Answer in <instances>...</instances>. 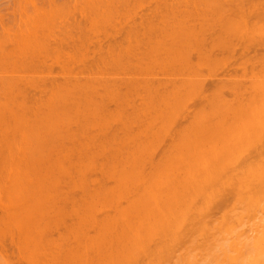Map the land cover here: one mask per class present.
Segmentation results:
<instances>
[{
  "label": "rangeland",
  "instance_id": "374dc122",
  "mask_svg": "<svg viewBox=\"0 0 264 264\" xmlns=\"http://www.w3.org/2000/svg\"><path fill=\"white\" fill-rule=\"evenodd\" d=\"M131 10L133 11L131 13L135 12L136 14H138V48L136 47V41H133L131 43L126 37H124L126 34V28H129V26L127 25L125 27V25L122 24L124 25V28L120 27L122 25H119V29L122 28V30H119L117 28L118 25L117 27L115 25H99L98 28H100L101 30H95L97 29L96 27H89L88 29V24H86V33H84V39H78L76 40V42H78L74 44L78 46L80 45L79 47L85 49V52L86 48H88V54L87 52L83 53L85 54L84 56H86V54L88 55V58L85 57L86 59H88L86 60V64H88L86 65V68L88 69L83 66L84 63H82L83 60L80 56L78 57L79 59L76 58L75 60H72L70 62V67L72 68V73L74 74V82H77V85L81 83L79 85L80 87L83 85L82 88H80L79 86L78 89L76 88L75 93L77 95L75 96V98L79 97L78 99H80L81 101H78L76 99L78 103L82 102L85 105V113L87 110L86 114H88V117H85L86 120H84L86 122V129H84L86 131L84 135L86 136V138H89V143L91 142V152H95L98 147H100L98 152L96 151L95 153V155H100L101 149H104V147L111 150L113 146H120L117 141H120V138H126L123 137L125 132L128 133V131H132V135L130 134L128 135L129 137L127 136V140L131 143L133 141L135 142V140L137 139L136 134H138V139L136 140V142L138 141V190L140 191L138 197H141L142 200L140 202V200L138 199L140 206L142 205L141 207H138V210H141V212L138 211V216H140L138 218L142 222L141 227L143 231L141 233L143 235L141 234L142 237L139 238L140 243L138 242V249L135 245H133L132 249L134 250V248H136L135 250H138L136 253L139 254L134 255L135 252L131 249L132 246L128 245L131 251L124 248L125 250L123 249V253H127L126 250H129L128 252L130 253H127L125 255L129 256L131 252H133V256L131 255L126 259V256L121 253V246L123 245L119 246V248L117 246H114L116 245L115 242L119 241H117V238L119 237L116 236V232L118 231V229L121 230V228H118L117 231L114 228L113 231L116 232H109L112 226L108 225V227L105 228L103 226L106 225L102 224L101 228V224L98 225L99 223H97V226H95V222L92 223L93 225L88 222V226H85L87 225L86 223L82 224V227L80 225H78L80 227H75L74 224H70L72 223L71 218L74 217H67L69 222L67 220L68 224L66 225H52L53 227L49 226L47 228L32 229L27 231V233L26 231L22 230L24 234L22 232L17 233L16 231H13L11 235H13L14 238L21 236L23 237V239L35 238L36 241H38L42 237L43 240L46 241L47 239H50L49 242H53V244H50L51 248H49V246L47 245H44V250L40 248L41 246H39L38 244L36 245V243L38 242H35L36 246H22L20 248L14 242L10 243L11 238L10 236H7L5 244L0 243V249L4 252L3 254V252H1L0 250V264H40L41 261H44L47 258L54 261L55 256L62 257L65 252V256L68 255V253H71L70 255H68V260H66V257L63 259L67 261L66 264H69V261L71 259V264H109V262L111 264V260L113 259H115V263L113 262L112 264H138L140 262V264H143L147 263L146 261L149 259V262H152L151 260H153V262H155L156 264H212L214 262L212 260L213 257L210 256L211 250H209L208 252V248L206 247L207 243L208 245L210 244L211 232L214 235V229H217V226L221 225L215 224V219H220L224 213L230 215L229 213L233 210L231 212V215L233 213V215L236 216H232V220L235 223L236 228L241 225L240 223L243 220L244 221L242 222V224H244L245 222V224L248 223L249 226L255 224L257 229H260L263 226H261V224L258 222L261 221V219L262 221H264V201L261 199L263 198L261 194H264V191H261V189L264 190V172L262 171V169L264 170V117H259V114L261 116V113L258 114V117H252L251 114V117H246V114L244 113L246 111L245 108L242 109L245 117H234L233 111L235 108L237 109V107L241 108L240 104H242L243 107H246L247 115H249L250 110L248 108L254 107L255 104L257 105L255 107H263H260V104L264 102V0H138V7H136L135 5ZM260 13H262L263 15ZM195 28H199L200 30H195ZM198 33L200 34V36H198ZM107 35L110 36L108 37ZM112 35H115L117 40H115V37L113 38ZM69 40L70 39H68L67 44H65L64 46H70L71 44H73V42L70 41V43ZM115 41H117V43H115ZM118 43H120L121 45ZM257 43L258 45H256ZM112 44H115V48H118L116 45H120V49L118 48L119 51L117 50V52L115 49L117 53L114 54V50L111 49L110 51H112V54L108 52L104 55V53L101 52L100 48H102V50L105 52L108 49L107 46ZM121 46H123L122 49ZM70 47H72V45ZM100 54L102 55L101 59H99V57H101ZM210 56H212V58ZM60 66V63L55 62L52 57L48 59L44 72L46 73L45 78L47 77V84H49V81L53 78V76H62V74H60V72L62 71L60 70ZM57 68H59L60 71ZM80 68L81 70H79ZM62 79L63 77L60 80ZM222 82L223 86L221 85ZM29 90L34 91V89ZM36 90L30 95H33L34 93H37L38 95L39 92H37ZM47 93L49 94V91L46 92V95ZM220 93H223L225 97L223 95L221 96ZM218 95L221 97H219ZM252 100H254L252 102L253 104L255 103L254 106L250 104L251 106L249 105L250 107H247V105L251 103ZM217 101L220 102L218 103ZM247 101L250 102L248 103ZM224 105H226L227 108ZM224 109L226 110V113L224 112ZM262 109L263 108H261L260 110L263 111ZM202 110L206 112V114L204 115L206 117L202 115ZM226 114L227 116H224ZM125 121H129L128 124ZM122 122H124L125 125ZM124 126H127V128H129L128 131H126L127 128H124ZM127 133L125 134V136L127 135ZM133 134H135L136 139L133 137ZM228 135L230 136L228 137ZM130 136H132L135 140L133 138L131 139ZM225 137L226 139H228H224ZM129 138L132 141L129 140ZM91 140L94 141L95 145L92 144L93 141ZM113 140L114 142H117L118 145L116 143H113ZM127 140H122L123 143L126 142V144L124 143L123 146L125 145L126 147L124 146V148L127 149L128 147V149L130 150L129 147H131L133 144L129 143L130 146H127ZM122 142L120 143L121 146ZM111 143H113L114 145ZM229 143L231 146H229ZM103 145L105 146L103 147ZM119 148L122 149V147ZM121 149L120 153H124L128 150L122 149L125 150L123 152ZM115 150L112 149L111 151L113 152ZM104 151L102 152L103 154ZM107 152H109V150ZM107 152H105L107 156V158H104V160L107 159L105 161L110 163L113 162L112 164H115L114 162L116 161L120 163L118 159L121 158V154L116 160L114 157H117L119 153L115 151L116 156L115 154H112L115 161L113 159L112 161L110 157V159L108 158ZM110 152L108 153L109 155H111ZM99 155L96 156L99 160L101 158V160L99 161L98 159L95 160L92 158L94 163L102 162L103 158L99 157ZM208 160H210L212 163L210 161L208 162ZM98 164L100 165V163ZM112 164L109 166H113ZM103 165L106 167V170H108V168L110 169V167L107 166L108 164L106 162H104ZM227 166L229 167L227 168ZM230 167L232 169V172H229ZM239 169L240 171H237ZM260 171H262V174L260 175L263 176H259L261 177V179L258 177ZM246 173L248 176L245 175ZM146 180L150 183H146ZM253 181L256 184L253 183ZM250 185L252 186L250 187ZM256 185L257 187H255ZM240 187H242L241 190L243 192L240 190ZM244 187H248L246 189L247 191H249L247 192ZM253 191H257L256 194ZM150 195L152 196L150 197ZM225 195L226 198H224ZM173 197H175L176 202L173 201ZM251 197L255 200H250ZM178 198L184 201L186 199L188 201L187 204H183L182 200L181 204L180 200L178 201ZM171 199H173L172 202H170ZM143 200L144 202L145 200H147L144 207ZM173 202L175 204L177 202L178 204L180 203V208L178 207V204L172 205L174 204ZM245 202H247V204H249L250 207L253 208L254 211H250L253 215H244V213H247L246 210H248L245 209L247 208V204ZM222 203H225L226 205H220ZM170 204L172 206H176L173 207V209H175L174 212L178 210L175 213L176 215H180V219L177 216L179 222L177 221L178 223L175 228L173 227L175 226L174 221H172L173 223L170 221V219L174 220L175 216L173 215L175 214L174 212H169L171 210L173 211ZM146 205L154 207V210L150 213L152 216H150V218L145 217L149 215L146 212H148L149 210L147 209L150 208H147ZM245 205L246 207H242ZM221 206L224 207L222 208ZM169 207L171 208L170 210H168ZM166 208L168 211L166 210ZM221 208L224 212L221 211ZM217 209H219L221 212H219ZM243 209H245L246 212L243 211ZM259 210H262L260 212V216L258 215ZM144 212L145 216L143 214ZM162 212L166 217L161 214ZM166 212H169L173 215L172 216L170 214L172 218L169 217V220V214L167 215ZM213 212L215 213V215ZM254 212L258 214L255 213L254 215ZM156 215H162L161 219L162 217L167 218L165 219L167 220V225L172 223V226L169 225L170 227H166L163 222L164 220L162 221L158 218H155L154 223V216ZM218 215H220V218L216 217ZM228 215L227 217L224 215L225 218L222 217L223 219L221 218V222L223 223L220 226L222 230H219V234L222 231H228L227 228L230 225V221H232ZM101 217L99 216L100 219ZM190 219L191 221H189ZM157 221L159 222L158 224H160V222L162 221L160 225H164H162L163 227H160V229L158 230L159 232L153 229L152 233L151 228H157L155 227L157 225ZM168 221H170L171 223ZM196 221L198 222L197 224ZM152 222L154 223V225L152 224ZM233 224L232 226L234 227ZM236 224H238L239 226ZM114 226H116L117 228L118 224H114ZM232 226L230 225V227ZM99 227L102 229L103 234L104 232L109 230V236L107 235V233H105L104 235H101V232L98 233ZM183 228L187 230H183ZM101 229L99 230L101 231ZM218 229L217 231H215V233L218 232ZM120 230L118 231V233L120 232ZM230 230L231 228L229 229V231ZM232 230L231 232L233 233ZM175 231H177V233H175ZM181 231L183 232V234L180 237ZM202 232H204L203 235H201ZM114 233H116V241H114L115 239H113L115 238ZM223 233L224 232H222V234ZM121 234L123 235L124 232ZM185 234H189V236L187 235L188 237H186ZM165 235H170L171 237L173 235V241L172 239L169 240L171 237L167 240L168 244L169 241L173 243L172 246L170 244H166L167 242L164 241ZM191 235L192 237H190ZM221 235L218 237H221ZM100 236L102 241L105 237L106 239L108 238V241H110V237H112V240L114 241L113 246L117 247L118 250L121 251L118 252L123 254L124 258L123 256H121V254L116 253V255H118L116 260V258H114L115 254H110L111 249H115L112 246L113 243L110 245V242H107L109 246L113 248L108 247V244L106 242L104 243H106L107 246L105 244H102L103 248L101 246L99 248V245H101L99 243L98 247L95 243V245H89L91 243L88 244L89 246L87 245V241H91V238L89 237H95L97 238L95 239V241H97L100 239ZM103 236L104 238H102ZM217 236L216 238L214 236V238L218 243L219 238ZM224 236H226L225 233ZM81 237L82 240H79V238L81 239ZM87 237L90 239V241L87 240L85 244L88 246L87 248H89L87 250L86 247H83L85 246V242L82 244L83 246H81V243H78L77 245V242L73 241L79 240L83 242L85 238L88 239ZM122 237L126 238L124 235ZM122 237H120V239ZM51 239L54 240L51 241ZM61 239H63V242H65L64 244L62 242V244L59 243V240ZM56 240H58L59 242H56L55 244L54 241ZM112 240L111 242H113ZM71 241H73L74 243ZM92 241H94V239ZM68 242L71 244V247H74V249H71L70 246L66 245ZM58 243L61 244L63 248L61 246L60 247L62 249L59 248ZM69 243L68 245H70ZM215 244L216 242L214 243V248ZM30 245H32V242L30 243ZM117 245H120V243H118ZM182 245L183 247H181ZM185 245L187 248L185 247ZM46 246L48 247L47 249L49 252L45 249ZM66 246L69 248V250ZM93 246L96 247L93 248ZM178 246L180 248H178ZM204 247L206 248L207 253H205L206 251L203 249ZM16 248L18 249L16 250ZM106 249L110 251V253L108 252L109 254L105 252ZM172 250L173 252H171ZM114 251L116 252L117 249ZM178 253L181 255H179ZM208 253L209 255L207 256L206 254ZM59 254H61L62 256ZM19 256L21 257L19 258ZM192 256H194L195 259ZM60 257L58 258L59 260H61L60 264H63ZM189 258L190 260L187 261V259ZM175 259H177V261H175ZM207 261L210 262L207 263Z\"/></svg>",
  "mask_w": 264,
  "mask_h": 264
},
{
  "label": "bare ground",
  "instance_id": "6f19581e",
  "mask_svg": "<svg viewBox=\"0 0 264 264\" xmlns=\"http://www.w3.org/2000/svg\"><path fill=\"white\" fill-rule=\"evenodd\" d=\"M216 4H217V2H216ZM135 5H136V7H138V0H0V243L1 244H5V240L7 239L6 237L10 236V238H11L10 243L14 242L20 248L22 246H26V247L27 246L28 247L29 246H36L37 244L39 246H41L40 248H42V249H43L44 245H47V246H49V248H51L50 244L51 243L53 244V242H49L50 239H47V241L49 242L48 243L46 240H43L42 237L38 241H36L35 238H34L35 240L34 239H28V238L23 239V237L18 236V234H17L18 237L14 238L13 235H11V233L13 231H16L17 233H21L22 230L26 231V233H27V231L32 230V229L47 228V227L52 226V225H57V226L66 225L69 222L67 217H69V218L74 217V218H71L72 223H70V224H74L75 227H77L78 225H80L82 227V224H86V223H87V225H85V226H88L89 223L92 224L95 222V226H97L96 224L99 223L98 225L101 224L100 225L101 228H102V224L106 225V226H103L105 228H107L108 225L112 226V228H111L112 231L110 229V231L108 230L109 232H116L118 228H121L122 232L120 229H118V231L120 230L121 233L124 232L123 235L126 237V238H123L122 237L123 235L120 232L118 233V231H117L116 236H118L119 238H117L115 236L116 233H114L115 238H113V239H115L114 241H116V238H117V241L118 240L119 241L115 242L116 245H114V241L112 240V237H110L111 238L110 241L107 240L109 238L108 237L109 233H108V231L105 230L106 232H104V234L107 233L108 236L105 235L106 237H108L107 239H106V237L104 238V236H103L102 238H104V240L102 241L101 236H100V239L99 238L98 239L101 241H99V240L95 241V239H97V238L89 237V238H91V241H90V239L87 237L88 239L85 238V240L82 242V241H79V240H82V237H81V239L79 238V240H76V241L73 240L74 242H77V245H78V243H81L80 245L83 246L82 244L85 242L84 243V245H85L86 241L89 240L90 242L87 241V245L89 243H91L89 245L97 244L96 246L98 247V245L101 244V245H99V248H100V246L103 248L102 244H105L107 246V244H108L107 242H110V245L113 243L112 246L114 245V246H117L118 248L121 245L125 246V247L121 246L122 252L119 251L117 247L113 246L115 249H113V250L111 249V253H110V251H108V249H109L108 247H110V248H113V247L109 246V244H108V247L105 246L106 248H108V249H106L107 251L105 250V252H107V253L109 252L111 255L115 254L114 258H116V260L118 257V255H116V253H119V252L123 253L124 248L130 250L129 246H132L131 247V249H132L133 245H135L136 248L138 249V247H139L138 242L140 241L139 238L142 237L141 232L143 231L142 227H141L142 222L138 218V217H140V216H138V211L141 212V210H138V207L140 206L138 199L140 200V202L142 201L141 197H138L139 192H140L138 190V141L136 142V140L138 139V134H136L137 139L135 137V134H133L134 135L133 137L136 140L132 136H130V138L131 139L133 138L135 140V142L134 141L132 143L129 142L127 140L129 137L128 135H130V134L132 135V131H128L129 128H127V126L126 127L124 126V128H127V130L126 129L125 130L128 131V133L125 132L123 137H126V138L125 139L120 138L121 139L120 141L122 142V140L123 141L127 140V143H128L127 146H130L129 143L133 144L131 147H129L130 150L128 149V147H127V149L129 151L126 148H124L125 145L123 146V144L124 143L126 144V142H124V143L122 142V146H121V144H120L121 142L117 141L120 145V146H117L119 151H118L117 147H114V146L112 149L113 150L117 149L115 151H117V153H119V154L117 155V157H114L112 154H115V151H113L114 152L113 153L111 151L112 149L111 150L106 149V147H104L105 145H103L104 149L103 148L101 149L100 155L96 154V155H99V157L103 158L102 162H95V163H97V164H95L93 159H95V160L98 159V157L95 155V153H96V151L98 152L100 147H98V149L95 152H91V144H90L91 142L89 143V141H90V140L88 141L89 138L88 137L86 138V136L84 135V133L86 131V130H84V129H86L85 128L86 122L84 120H86V118L88 117V114H86L87 110H86V113L84 112V110L86 109V107L84 108L85 105L82 102L78 103V101L80 100V99H78L79 97L75 98V96L77 95L75 93L76 88L78 89V86L81 83L78 82L79 84L77 85V82H74V74L72 73V68L70 67V62L72 60H75L76 58L79 59L78 58L79 56L83 60V62H82V63H84L83 66H85V68H86V65H88V64H86L87 63L86 60H88V59H86V58H88V55H87L88 54V52H87L88 48H86L87 54H86V56H84L85 54H83V53H86L85 49H83L82 47H79L80 45L78 46V45L74 44V43L78 42V41L76 42V40H78V39L80 40L82 38L84 39V33H86L85 32L86 31L85 30L86 24H88V29H89V27H91V28L96 27L97 29H95V30L100 29V28H98L99 25H101V26L102 25L103 26L115 25L116 27L118 25V27H117L118 29H119V25L124 24L125 27L127 25V26H129V28H126V30H125L126 34L124 33L125 34L124 37H126L131 43L133 41H136L137 42L136 47L138 48V19H137L138 14H136L135 12L131 13V12H133L131 9H133V7ZM260 14H262V13H260ZM261 23H262V21H261ZM124 25H122L120 27L124 28ZM120 29L122 30V28H120ZM195 30H200V29L195 28ZM99 31H97V32H99ZM193 31H194V28H193ZM247 31H248V29H247ZM201 34H202V32H201ZM116 35H117V33H116ZM107 36L109 37L110 35H107ZM112 36H113V38L115 37V40H117L115 35H112ZM198 36H200V34ZM203 36H205V35H203ZM68 39H70L69 42L70 41L73 42V44H71L72 47H70L71 45L70 46L69 45L64 46L65 44H67ZM110 39H111V37H110ZM204 41H205V39H204ZM92 42H93V39H92ZM115 43H117V41H115ZM196 43H198V42H196ZM118 44H120V43H118ZM185 44H187V43H185ZM120 45L119 46L116 45V46L120 49ZM256 45H258V43ZM107 47H108V49L106 50L107 52L106 51L104 52L102 50V48H100L101 52H103L104 55L107 54L108 52L111 53L112 52V51H110L111 49L114 50V52H113L114 54L119 51L118 48H115V44L109 45ZM122 48H123V46H121V49ZM100 49H99V51H100ZM115 49H116V51L117 50L118 51L116 52ZM197 49H198V47H197ZM207 50H205V51H207ZM256 51H259V50H256ZM210 53H211V49H210ZM207 54H208V52H207ZM50 57H52L55 62L60 63V65H61L60 70H62L60 72V74H62V76L61 77H59V76L54 77L53 76V78L49 81V84H47V82H46L47 77L45 78L46 73H44V72H45V66L47 65V61H48V59H50ZM210 57L212 58V56H210ZM101 58H102V55H101V57H99V59H101ZM211 61H212V59H211ZM78 65H79V63H78ZM49 66H51V65H49ZM77 68H78V66H77ZM57 69L59 70V68H57ZM86 69H88V68H86ZM79 70H81V68ZM52 72H53V70H52ZM62 77H63V79L60 80ZM56 78H58V79H56ZM223 82L221 83L222 86H223ZM82 86L81 87L79 86V87L82 88ZM222 86H221V88H222ZM36 88H37V90H36ZM29 89H34V91L36 90L37 92H39V94L37 95V93H34L33 95H30L34 91L33 90L30 91ZM47 91H49V94L47 93L48 96L46 95ZM220 94H221V96L223 95V93H220ZM215 95H213V96H215ZM221 96H219V97H221ZM253 101L254 100H252L251 103H249L250 101L249 102L247 101L249 103V104L247 103L248 104L247 107H250L251 106L250 104H252L254 106L255 103L253 104L252 103ZM210 102H212V101H210ZM217 102L219 103L220 101H217ZM223 104H222V106H223ZM262 104H260V107L263 106L261 108H263L262 110L264 111V104L263 105ZM240 105H241V108L237 107V109L236 108L234 109V111H233L234 117H245V116L249 117L250 114L252 117L253 116L258 117L259 113H261V116L259 114V117H264V114H263L264 112L260 110L261 108L255 107V106H257L256 104L254 107L248 108L250 110L249 115H247L246 107H243L242 104H240ZM224 106H226V105H224ZM226 108H227V106H226ZM243 108H245V110H246L244 112L246 115L243 113V110H242ZM203 110H205V109H203ZM203 110H202V115L204 116L206 114V112ZM259 111H261V112H259ZM203 112H205V113H203ZM224 112L226 113V110ZM227 114L224 116H227ZM93 115H95V114H93ZM214 116H216V115H214ZM204 117H206V116H204ZM230 119H232V118H230ZM165 120H166V118H165ZM125 122L128 124L129 121H125ZM122 123H124V122H122ZM124 125H125V123H124ZM108 127H110V126H108ZM129 132H131V133H129ZM138 132H136V133H138ZM126 133H127V135L125 136ZM229 136L230 135H228V137ZM130 138H129V140H131ZM224 139H226V137ZM91 141H93V140H91ZM112 142L117 144V142H114V140ZM113 143H111V144H113ZM92 144L95 145L94 141L92 142ZM110 146H112V145H110ZM229 146H231L230 143H229ZM101 147H102V145H101ZM119 147H122V149H126L127 151L122 150ZM120 149L123 152L124 151L125 152L120 153L121 152ZM108 150H109V152L111 151L110 154L112 155V157H111V155L108 154L109 153V152H107ZM103 151H104V154L102 153ZM105 152H107L108 158L110 157L111 160L113 159L114 161H115V159L117 160V158H119V156L121 154V156H120L121 158L118 159L120 161V163L118 161H116V162H114L115 164H112L113 160L112 161L110 160L112 163L105 161V160H107V159L104 160V158H107ZM141 155H142V153H141ZM115 156H116V154H115ZM212 157H214V156H212ZM223 157H225V156H223ZM100 160H101V158H100ZM209 161L210 160H208V162ZM104 162H106L108 164L107 165L108 167H110L109 165H111V164L113 166H111L110 169L108 168V170H106V167L103 165ZM98 163H100V165ZM101 163H103V164H101ZM228 167L229 166H227V168ZM229 169H228L229 172L230 171L232 172L231 167ZM237 171H240V169ZM262 171L264 172L263 169H262ZM262 171H260L258 177L262 176V175H260V174H262ZM197 173H199V172H197ZM216 173H217V171H216ZM245 175L248 176L247 173ZM263 175H264V173H263ZM169 176H170V174H169ZM105 178L107 179V181H110V182H107ZM256 178H255V180H256ZM259 178L261 179V177H259ZM250 179H252V178H250ZM231 180H233V179H231ZM263 180H264V178H263ZM228 181H229V179H228ZM146 183H150V182H148L146 180ZM250 183H252V182H250ZM253 183H255V182L253 181ZM245 185H248V184H245ZM251 186L252 185H250V187ZM255 187H257V185ZM255 187H253V188H255ZM241 188L242 187H240V190H241ZM244 188L246 189L248 187H244ZM160 191H161V189H160ZM246 191H247V189H246ZM261 191H264V190L261 189ZM253 192H255V191H253ZM256 192H255V194H256ZM261 195L263 197L261 199L264 201V194H261ZM151 196L152 195H150V197ZM232 197H235V196H232ZM173 198H174V200L171 199L170 202H172V200L174 202H176L175 197H173ZM224 198H226V195ZM259 198H260V196H259ZM151 199H153V198H151ZM252 199L253 198L251 197L250 200H252ZM179 200L181 202L182 199L178 198V201ZM227 200H230V199H227ZM254 200L255 199H253V201ZM143 202H144V200H143ZM145 202H147V200H145ZM145 202H144L143 207L146 204ZM182 202H183V204H185V203L187 204L188 201L185 199V201L182 200ZM182 202H181V204H182ZM249 202H251V201H249ZM245 203L247 204V202H245ZM253 203H251V204H253ZM177 204H178V202L176 204L174 203L172 205H177ZM181 204L180 203L178 204L179 208H180ZM223 204H225V203H222L220 205H223ZM248 205L249 204H247V208H245V209H248V210H246L247 213L245 214L243 212L245 216L246 215H253L250 211L253 212L254 210H253V208L250 207V205L249 206ZM263 205H264V203H263ZM146 207L147 208L150 207L149 209H147L149 211L146 212L149 215L145 216V212L143 214L145 217L150 218V216H151L150 213H151V211L154 210V207L153 206L151 207L148 205H146ZM173 207H176V206H172L171 208L173 209ZM221 207L223 208L224 206H221ZM242 207H246V205L242 206ZM171 208L169 207L168 210H170ZM222 208H221V211L223 210ZM245 209H243V211H245ZM254 209H256V208H254ZM166 210H167V208H166ZM174 210L175 209H173V211L171 210L169 212L173 213ZM217 210L219 212H221L219 209H217ZM145 211H146V209H145ZM165 211H163V212H165ZM177 211H175V212H177ZM261 211L262 210H259V214L254 212V215L256 213L260 216ZM263 211H264V208H263ZM163 212L161 214H163ZM169 212L168 213L166 212L167 215L169 214L168 220L170 219L169 217L172 218V216L175 215L174 220L170 219L171 222L174 221L175 226H173V227L175 228L177 223L179 222L180 215L178 213H177L178 215H176L175 212H174L175 214L172 215ZM222 212H224V211H222ZM231 212L229 213L230 215L224 213L223 216H221V218L222 217L225 218V216L227 217V215H228L230 217V219L232 220V216H234V217H236V216L233 215V213L231 215ZM170 214L172 216H170ZM199 214H200V212H199ZM214 215H215V213H214ZM262 215H263V213H262ZM97 216H98V218H97ZM99 216L100 217L105 216V217H110V218L104 217V219H103V217H101V219H100ZM161 216L160 215L154 216V223H155V218H158L159 220H162V221L164 220L163 222H164L166 227L167 226L170 227L169 225L172 226L173 222L171 223L170 221H168L171 224L168 223L169 225H167V222H166L167 220H165L167 218H164L166 216L164 215V217H162V219H161ZM177 216L179 219L177 218ZM194 216H195V214H194ZM196 216H198V215H196ZM203 216H204V214H203ZM219 216L220 215H218L216 217H219ZM191 218H192V216H191ZM221 218L215 219L216 220V221L214 220L215 224H217V225L221 224L222 225L223 222H221L222 221ZM181 219H182V216H181ZM67 220H68V222H67ZM138 220H139V222H138ZM217 220H218V222H217ZM263 220H264V218H263ZM162 221L160 222V224L162 223ZM189 221H191V219ZM243 221H241L240 224H242ZM261 221H262V219H261ZM232 222H233V220L230 221V223H229L231 226L234 223V222L233 223ZM154 223L152 222L153 225H154ZM158 223L159 222L157 221L156 222L157 225L155 226L157 228H154V227L151 228L152 229L151 232L153 231V229L158 231L160 229V227H163L162 225H164V224L160 225ZM197 223L198 222L196 221V224ZM249 223H251V222H249ZM114 224H118L119 227L117 226V228H116V226H114ZM230 225L227 228L228 231H226V232L222 231L226 234V236H224V233L222 234V232L219 234V232H220L219 230H222L219 225L217 226V229L219 228L218 232H216L219 235L215 233V231H217V229H214V231H213L214 235L211 232L210 236L213 239L210 238V240L211 241L213 240L212 241L213 243L210 241V244L212 245L211 246L209 244L210 249H209V245L207 243L206 248H208L207 249L208 252H209V250L212 251V252L210 251V256L213 257L212 260L214 262L212 264H236L235 257H229L227 255V253L225 252V244L228 241V239H230V237H231V234H232L231 230L233 229L232 231H234L235 223L233 224L234 227L232 226L233 228L230 227ZM236 225H238V224H236ZM247 225H248V223H247ZM80 226H78V227H80ZM100 227H99V229H101ZM114 228L116 231H113ZM174 228H173V230H174ZM230 228H231V230L229 231ZM99 229H98V231H99L98 233L101 232L100 234L104 235L102 232V229H101V231ZM235 229H236V227H235ZM183 230H187V229L183 228ZM257 230L259 231L260 229H257ZM50 231H48V232H50ZM193 231H194V229H193ZM204 232H202L201 235H203ZM40 233H41V231H40ZM175 233H177V231H175ZM118 234H120V235H118ZM128 234H129V236H128ZM182 234H183V232L181 231L180 237ZM178 235H179V233H178ZM187 235L189 236V234H187ZM187 235H186V237H188ZM212 235H213V237H212ZM217 235L218 236L221 235V237H218ZM165 236H167V235H165ZM165 236H164V241L167 242V240L171 236L170 235H168L169 237L168 236L165 237ZM214 236H215V238H216V236L219 238L218 243H217V240L215 241ZM222 236H224V237H222ZM120 237L123 238V239L121 238L123 241L120 239ZM172 237H173V235H172ZM172 237L169 240H171ZM177 237H176V239H177ZM190 237H192V235ZM30 238H31V236H30ZM92 238L94 239V241H92L93 240ZM260 238L262 241H264V235H262ZM53 240L51 239V241H53ZM61 240H59L60 242L58 240H56V241H54V243L56 244V242H59V243L62 242L64 244L65 242H63V239H61ZM111 240L113 242H111ZM73 241H71V242H73ZM172 241H173V239H172ZM187 241H188V239H187ZM187 241H185V242H187ZM31 242H32V245H30ZM33 242H34V244H33ZM35 242H38V243H36V245H35ZM104 242H106L107 244ZM215 242H216V244H215L216 249L214 248ZM59 243H58L59 248H61L62 243L61 244H59ZM68 243L66 245L71 247V244L69 243L70 245H68ZM118 243H120V245H117ZM166 244H168V242ZM169 244L171 246L173 245V243L170 241H169ZM87 245L83 246V247H86V250L89 249V248H87L89 245L88 246ZM47 246L45 247V249L48 251ZM81 246H80V248H81ZM96 246H93V248H95ZM64 247H65V245H64ZM181 247H183V245ZM185 247H186V245H185ZM72 248L74 249V247H71V249ZM136 248H134V250L132 249L135 252L134 255L139 254V253L138 254L136 253L138 251V250H135ZM178 248H180V247L178 246ZM200 248H202V247H200ZM206 248L204 247L203 249L206 251ZM17 249L18 248H16V250ZM67 249L69 250L68 247H67ZM67 249H66V251H67ZM104 249H102V250H104ZM116 249H117V251L115 252L114 250H116ZM174 249H175V247H174ZM129 250H126L127 253H130V252H128ZM207 251L205 253H207ZM214 251H216V252H214ZM1 252H3V251L1 250ZM5 252H7V251H5ZM171 252H173V250ZM121 253H119V254H121ZM127 253L124 252L123 254L125 255ZM132 253L133 252H131V254L129 256H131V255L133 256ZM189 253H190V251H189ZM3 254H4V252H3ZM65 254H66V252H65ZM65 254H63V256L61 254H59L62 257H60V256L56 257L55 256V258H54L52 256L54 258V261L52 259L49 260L47 258L44 261H41V262L39 261V262H40V264H51V263L52 264H60L61 260L58 259L60 257V259H62L63 264H66L67 261H65L63 259L66 257L67 258L66 260H68V257H69L68 255H70L71 253H68V255H66V256H65ZM123 254H121V256H123V258H124ZM184 254H185V252H184ZM179 255H181V254H179ZM192 255H193V253H192ZM206 255L208 256L209 253ZM129 256L127 255L126 259ZM190 256H191V254H190ZM20 257L21 256H19V258ZM119 257H120V255H119ZM186 257H189V256H186ZM192 257H194V256H192ZM90 258H91V256H90ZM15 259H17V258H15ZM111 259H113V258H111ZM194 259H195V257H194ZM208 259H211V258H208ZM71 260L69 261V264L72 263ZM188 260H190V258L187 259V261ZM206 260H207V257H206ZM111 261H112L111 264L113 262L115 263V259H113ZM149 261H150V259L146 261L147 263H143V264H156L155 262H153V260H151L152 262H149ZM175 261H177V259H175ZM208 262H210V261H207V263ZM140 263H138V264H140ZM4 264H7V263H4ZM89 264H92V263H89ZM109 264H110V262H109ZM157 264H159V263H157ZM167 264H169V263H167ZM174 264H176V263H174Z\"/></svg>",
  "mask_w": 264,
  "mask_h": 264
},
{
  "label": "clouds",
  "instance_id": "9594fccd",
  "mask_svg": "<svg viewBox=\"0 0 264 264\" xmlns=\"http://www.w3.org/2000/svg\"><path fill=\"white\" fill-rule=\"evenodd\" d=\"M264 225V221H259ZM264 226L258 231L256 225L241 224L234 229L230 239L225 244V252L229 257H235L236 264H264Z\"/></svg>",
  "mask_w": 264,
  "mask_h": 264
}]
</instances>
